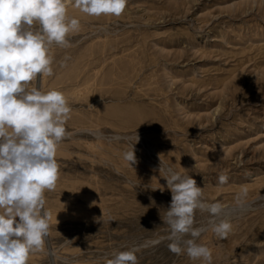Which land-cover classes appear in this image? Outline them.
Segmentation results:
<instances>
[{
	"label": "rangeland",
	"instance_id": "374dc122",
	"mask_svg": "<svg viewBox=\"0 0 264 264\" xmlns=\"http://www.w3.org/2000/svg\"><path fill=\"white\" fill-rule=\"evenodd\" d=\"M67 14L80 28L51 47L54 74L36 84L64 93L70 135L45 192L49 235L28 264H107L127 250L138 264H204L169 250L159 166L219 205L194 213L212 264H264V0H128L119 17L69 3Z\"/></svg>",
	"mask_w": 264,
	"mask_h": 264
},
{
	"label": "clouds",
	"instance_id": "9594fccd",
	"mask_svg": "<svg viewBox=\"0 0 264 264\" xmlns=\"http://www.w3.org/2000/svg\"><path fill=\"white\" fill-rule=\"evenodd\" d=\"M69 3L88 16L119 17L128 0H0V264H28L49 235L45 192L57 185L56 153L70 135L65 125L72 109L63 92H44L36 82L54 74L51 47H70L67 36L80 28L79 19L67 14ZM139 139L136 132L124 153L130 166L137 163ZM161 171L171 192L163 220L169 250L212 264L211 249L197 242L203 229L194 227V213L216 214L219 205L203 202V188L190 175L159 166ZM227 180L219 177L221 184ZM231 228L226 220L212 224L221 239ZM107 264H138L136 250L114 251Z\"/></svg>",
	"mask_w": 264,
	"mask_h": 264
}]
</instances>
